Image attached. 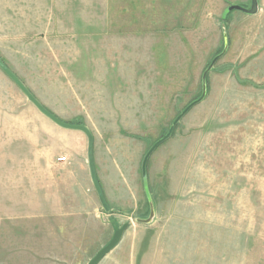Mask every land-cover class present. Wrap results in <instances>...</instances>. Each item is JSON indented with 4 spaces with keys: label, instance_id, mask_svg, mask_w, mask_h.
Listing matches in <instances>:
<instances>
[{
    "label": "rangeland",
    "instance_id": "obj_1",
    "mask_svg": "<svg viewBox=\"0 0 264 264\" xmlns=\"http://www.w3.org/2000/svg\"><path fill=\"white\" fill-rule=\"evenodd\" d=\"M257 2L222 19L251 0H0V60L89 129L109 208L86 136L0 69V264H89L125 224L98 264H264ZM196 100L150 155L145 188V154Z\"/></svg>",
    "mask_w": 264,
    "mask_h": 264
},
{
    "label": "water",
    "instance_id": "obj_2",
    "mask_svg": "<svg viewBox=\"0 0 264 264\" xmlns=\"http://www.w3.org/2000/svg\"><path fill=\"white\" fill-rule=\"evenodd\" d=\"M258 10V2L257 0H251V4L249 8H245L240 5H231L227 7L223 14H222V19H225L228 14L231 12H241L245 15L252 16L255 15ZM215 61V60H214ZM213 61V62H214ZM212 65V64H211ZM0 69L2 72L19 88V90L26 96L27 100L33 104L37 110L43 114L45 117H47L49 120H51L54 124L59 126L60 128L66 129V130H72V131H79L83 133L86 138H87V161H88V168H89V173H90V178L93 184V187L96 191V194L98 196L99 202L104 209V211H108V204L105 200L103 191L100 187V184L98 182L95 168H94V161H93V138L92 135L89 131V129L83 125H75V124H68L66 122L61 121L58 119L54 114L46 110L37 100L36 98L28 91V89L23 85V83L3 64V62L0 60ZM205 91V89H204ZM204 91L202 93V97L204 96ZM199 100H196L192 102L189 106H187L182 113L175 119L173 122L172 126L169 128L168 132L164 137L156 141L152 147L148 150V152L145 154L142 163H141V173H142V178H143V184L144 187L147 188V182H146V164L147 161L152 154V152L164 141H166L172 131L174 126L179 122V120L192 108L194 105L198 103ZM128 227V224H125L121 226L120 228L116 229L113 233V236L109 243L102 248L95 256L94 258L89 262V264H98L110 251H112L119 243L124 231Z\"/></svg>",
    "mask_w": 264,
    "mask_h": 264
},
{
    "label": "built area",
    "instance_id": "obj_3",
    "mask_svg": "<svg viewBox=\"0 0 264 264\" xmlns=\"http://www.w3.org/2000/svg\"><path fill=\"white\" fill-rule=\"evenodd\" d=\"M61 160H64L63 158Z\"/></svg>",
    "mask_w": 264,
    "mask_h": 264
}]
</instances>
